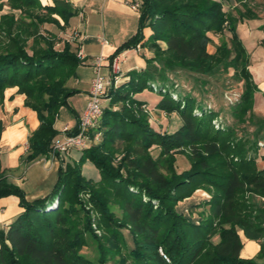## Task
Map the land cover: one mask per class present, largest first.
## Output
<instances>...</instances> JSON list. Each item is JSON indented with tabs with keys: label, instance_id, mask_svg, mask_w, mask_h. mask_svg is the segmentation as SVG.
<instances>
[{
	"label": "trees",
	"instance_id": "obj_1",
	"mask_svg": "<svg viewBox=\"0 0 264 264\" xmlns=\"http://www.w3.org/2000/svg\"><path fill=\"white\" fill-rule=\"evenodd\" d=\"M6 5L10 11L0 19V107L6 89L18 87L25 106L37 113L40 124L24 158L31 163L49 155L60 133L56 117L79 92L69 84L81 65L79 46L61 35L78 10L66 0H0V11ZM139 9L137 33L111 60L139 44L153 55L145 68L131 70L106 91L103 115L90 130L91 146L62 162L53 190L28 199L0 162V198L15 195L23 208L0 229V264H264V169L257 164L264 116L254 111L258 85L237 33L240 22L259 16L246 0H142ZM54 27L58 31L49 29ZM145 27L152 29L146 40ZM212 34L223 37L214 51ZM230 70L243 83L240 98L225 111L232 122L221 120L223 109L179 90L182 72L200 79L204 91L208 81L202 76ZM145 90L160 96L157 110L180 115L175 131L152 126L147 102L137 97ZM2 129L0 122V135ZM78 130L79 122L67 133ZM153 147L159 148L156 157ZM178 153L190 161L181 173ZM86 161L99 169L100 179L82 173ZM197 191L209 196L195 201L190 214L180 211L179 203ZM241 234L261 245L256 257L241 256ZM89 244L97 253L93 259L82 252Z\"/></svg>",
	"mask_w": 264,
	"mask_h": 264
},
{
	"label": "crops",
	"instance_id": "obj_2",
	"mask_svg": "<svg viewBox=\"0 0 264 264\" xmlns=\"http://www.w3.org/2000/svg\"><path fill=\"white\" fill-rule=\"evenodd\" d=\"M69 1L78 13L73 16L64 32L61 35L66 40H72L78 44V55L84 54L81 58V65L77 69V77L70 80L71 87L79 90L78 93L69 98V107L76 116H69L63 122L62 114L59 111L55 127L60 131L62 140L65 138L68 129H73L79 122L80 116L86 105L77 103L75 99H83L88 102L92 79L94 77L93 62L96 57L104 56L102 68L105 76L110 75V60L116 53L119 46L133 37L140 25V9H135L132 4L141 3L142 0H66ZM46 4H53V0H41ZM6 5L0 11V19L3 13L9 12ZM61 23L64 21L57 16ZM76 19V20H75ZM264 22L249 20L240 22L237 33L243 40L250 55V70L258 85L254 95V111L264 116ZM262 26V27H261ZM57 31L53 28H49ZM77 33V37L74 35ZM145 40L152 34L150 27L143 30ZM106 40L107 42H105ZM62 45V44H59ZM165 46V45H164ZM123 78H128V73L133 69H143L146 66V58L153 53L147 48H131L118 54ZM87 71L88 75L81 78V71ZM80 73V74H79ZM90 73V74H89ZM148 102L147 99L141 98ZM26 95L18 92V87L7 88L5 91L4 104L0 107V122L3 129L0 135V162L2 169L6 170L8 181L20 186L25 190L30 200L45 197L54 188L58 177L59 168L62 162L70 158H77L76 151L57 156L48 155L36 161L25 163L23 159L29 153V137L40 122L37 113L25 106ZM160 98H153L152 105H156ZM71 115H73L71 113ZM60 117V119H59ZM59 119V120H58ZM58 134V135H59ZM57 136L55 137V139ZM264 147L260 149V156L257 159L258 167L264 169ZM30 164V165H29ZM20 199L15 195L0 198V229L7 226L23 210L19 204ZM218 237V236H217ZM243 248L241 256L254 258L260 251L261 245L255 240L247 239L241 234ZM219 240V237H218ZM217 240V241H218Z\"/></svg>",
	"mask_w": 264,
	"mask_h": 264
},
{
	"label": "rangeland",
	"instance_id": "obj_3",
	"mask_svg": "<svg viewBox=\"0 0 264 264\" xmlns=\"http://www.w3.org/2000/svg\"><path fill=\"white\" fill-rule=\"evenodd\" d=\"M246 4L251 9H253L254 12H256L257 15L259 16V18L251 19V20L253 21L260 20L264 22V0H246ZM238 6L241 10H245V6L243 4H240ZM233 11L234 13L237 14L235 9H233ZM54 29L58 31V28L54 27ZM211 36L214 38L215 43L211 44L209 48L211 51H214V49L216 48V44L220 43V40L223 37L220 35H214V34H212ZM225 36L227 38H230L231 34L227 32ZM58 47L62 48L61 45H58ZM84 75L85 76L88 75L86 70L81 71V74H80L81 78H83ZM202 78L207 79L208 81V84L206 85V88L204 91L201 89L200 79H198L197 77L196 78L193 77V75L191 76L189 73L182 72L181 76L177 78V81L179 83V90L192 91L195 95L198 96L199 100H202L209 107H212L216 110L223 109L220 115L221 120L232 122L233 118L230 116L229 113H225V111L227 110V107L230 104H232L233 102H236L240 98L242 91H243V83L234 78L233 70H230L229 73L217 74L215 76H202ZM140 95H141V98H145L148 100V102L146 101L147 102L146 108L150 113L149 121L153 127H155L156 129H168L169 132H173L181 125V119L178 113L174 112L171 115H168L165 112L157 110L156 105L155 106L152 105L153 103L151 104V102H153V98H160V96L157 93L152 92L150 90H145L144 92L140 93ZM75 101L79 104L81 103L82 105H86V106L88 103L83 99V97H81V99H75ZM108 102L109 100L104 101L105 106H107ZM60 112L62 114V117L61 119L59 117V119L62 120L63 122H65L69 118V116H76L75 112L69 106L62 107L60 109ZM71 113L73 115H71ZM61 136H62L61 134L57 135L56 139H60ZM152 154L155 157L158 156L159 148L153 147ZM23 162L25 163L24 159H23ZM25 164H26L25 165L26 167L28 164L27 163ZM81 168H82L81 169L82 173L85 176L92 177L94 179L101 178V173L99 169L91 161H86L82 163ZM189 168H190V161L188 160V158L184 154L178 153L177 160H176L177 172L181 173L185 170H188ZM198 193L199 192L197 191L194 194V197L191 201L186 200L185 202H180L178 205V209L180 211L185 212L186 214H190V212L194 209V207H192V204L195 201H201L203 196H209L208 193L206 192H202L200 194ZM113 210L116 212L117 215L119 216L121 215V211L118 209L116 205H113ZM93 227L95 228V232L101 235L102 233L101 230L96 229L97 228L96 226H93ZM123 231L127 237L129 245L131 246L132 239H131V236L128 230L123 229ZM213 240L217 241L218 237L215 236ZM82 252L92 259L95 258L97 254L93 244H89V246L84 247L82 249Z\"/></svg>",
	"mask_w": 264,
	"mask_h": 264
},
{
	"label": "built area",
	"instance_id": "obj_4",
	"mask_svg": "<svg viewBox=\"0 0 264 264\" xmlns=\"http://www.w3.org/2000/svg\"><path fill=\"white\" fill-rule=\"evenodd\" d=\"M132 7L138 9L140 3L135 2L132 4ZM76 37L77 33L74 35V38ZM104 41L107 42L106 40ZM140 47L139 44L136 48L140 49ZM79 56L83 58L84 54L80 52ZM104 60L105 57L101 55L96 57L92 64L94 68V77L91 83L87 106L79 119L78 132L75 134L67 133L62 140L54 139L49 155L57 156L68 154L72 150H84L91 146L93 138L90 134V130L99 123V120L103 115V97L110 87L117 86L123 80L119 55L114 56L113 59L110 60L111 71L109 76H105L102 71ZM99 138L100 133H97L94 139L98 140ZM160 252L164 254L162 249H160Z\"/></svg>",
	"mask_w": 264,
	"mask_h": 264
}]
</instances>
